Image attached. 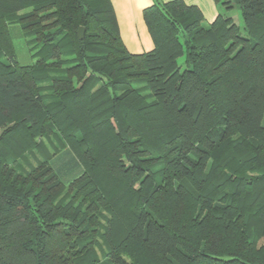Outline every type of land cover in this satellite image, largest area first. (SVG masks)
Returning a JSON list of instances; mask_svg holds the SVG:
<instances>
[{
	"label": "trees",
	"instance_id": "trees-1",
	"mask_svg": "<svg viewBox=\"0 0 264 264\" xmlns=\"http://www.w3.org/2000/svg\"><path fill=\"white\" fill-rule=\"evenodd\" d=\"M214 2L135 54L112 0H0V264H264V0Z\"/></svg>",
	"mask_w": 264,
	"mask_h": 264
},
{
	"label": "crops",
	"instance_id": "crops-1",
	"mask_svg": "<svg viewBox=\"0 0 264 264\" xmlns=\"http://www.w3.org/2000/svg\"><path fill=\"white\" fill-rule=\"evenodd\" d=\"M168 3L175 0H159ZM189 6H197L208 23L214 22L220 13L233 19L240 27L239 13L234 9L223 12L214 0H183ZM155 0H112L122 38L130 52L138 54L153 49V42L144 22V10L154 4Z\"/></svg>",
	"mask_w": 264,
	"mask_h": 264
},
{
	"label": "rangeland",
	"instance_id": "rangeland-1",
	"mask_svg": "<svg viewBox=\"0 0 264 264\" xmlns=\"http://www.w3.org/2000/svg\"><path fill=\"white\" fill-rule=\"evenodd\" d=\"M236 10H237L236 13H239L240 27H241V29H243L242 28L243 22H242V17H241V10L239 8H237ZM12 32H13V37H14L16 49H17L18 62L22 65L33 64L35 62V60L31 57V55L28 51V48L26 46V42H25V40L21 34L22 33L21 30L19 29V27H16V28H13ZM44 146L49 150L50 153L53 152L54 148L51 147V144L48 141H44ZM42 160H43V155L39 151H35L32 154L28 155L26 160L22 161V165L25 167H36ZM51 165L53 167H55L54 162H52ZM57 172H58V170H57ZM78 172L79 171H77V170L74 171L72 178L77 177L80 174ZM68 173H69V171H68ZM72 178H70L69 180H71ZM67 182H68V180H67ZM105 251H106V248H105ZM97 258H98V264H110L108 262L107 258H105L104 253H102V251H100V250L98 251Z\"/></svg>",
	"mask_w": 264,
	"mask_h": 264
},
{
	"label": "water",
	"instance_id": "water-1",
	"mask_svg": "<svg viewBox=\"0 0 264 264\" xmlns=\"http://www.w3.org/2000/svg\"><path fill=\"white\" fill-rule=\"evenodd\" d=\"M85 28L84 27H81L79 30H78V38L80 40H83L84 37H85Z\"/></svg>",
	"mask_w": 264,
	"mask_h": 264
}]
</instances>
